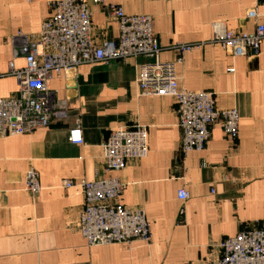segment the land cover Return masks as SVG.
Listing matches in <instances>:
<instances>
[{
    "label": "crops",
    "instance_id": "obj_1",
    "mask_svg": "<svg viewBox=\"0 0 264 264\" xmlns=\"http://www.w3.org/2000/svg\"><path fill=\"white\" fill-rule=\"evenodd\" d=\"M52 1L0 0L1 98L16 95L8 63L24 66L28 44L38 39ZM87 3L98 42L119 35L106 6L149 15L161 62L176 60L171 45L209 40L214 23L241 32L264 24V0ZM251 10L255 18L247 17ZM146 61L86 64L53 74L47 85L65 105L66 117L31 134L0 138V264H198L218 256L221 240L245 227L264 226V43L252 56H233L206 43L182 54L178 87L211 92L218 110L235 108L240 116L235 139L215 123L205 149L183 155L174 99L139 94L138 66ZM76 122L81 145L68 141ZM134 124L146 129L148 153L116 173L125 184L119 202L144 210L149 243L89 247L76 229L83 195L63 183L105 177L103 142L112 130ZM31 168L42 188L36 199L24 186ZM182 187L189 193L184 203L177 199Z\"/></svg>",
    "mask_w": 264,
    "mask_h": 264
},
{
    "label": "built area",
    "instance_id": "obj_2",
    "mask_svg": "<svg viewBox=\"0 0 264 264\" xmlns=\"http://www.w3.org/2000/svg\"><path fill=\"white\" fill-rule=\"evenodd\" d=\"M92 1L102 3V0ZM105 11L117 22L119 35L117 40L98 42L91 35L87 0L50 2L49 15L40 26L38 39L28 44L24 66L16 68L13 62L8 63L6 75L14 77L17 92L10 98L0 97V138L31 134L66 117L65 105L47 85L53 74H67L81 65L124 62L138 57L147 60L138 66L136 85L139 94L171 97L176 102L181 133L179 152L182 155L204 150L210 127L215 123L231 139L237 137L239 112L235 108L218 110L211 92L179 88L177 65L181 64L184 52L205 43L219 46L237 57L257 55L264 43L263 23L256 24L251 32L230 30L223 23H214L209 40L171 45L168 48L177 52L176 60L161 62L162 48L149 15H129L117 5L106 6ZM247 17L255 18L256 11H249ZM68 141L76 145L83 143L79 122L69 129ZM102 149L105 177L77 183L65 180L63 183L65 189L78 187L83 195L84 206L78 213L76 229L89 247L136 241L147 244L150 226L145 212L126 208L119 202L125 184L116 176L127 163L146 157V129L134 124L112 130ZM24 186L33 199L40 194L39 175L33 168L25 172ZM188 198L189 193L184 187L177 191L180 202L184 203ZM216 249V258L198 264H264V226L245 227L235 236L221 240Z\"/></svg>",
    "mask_w": 264,
    "mask_h": 264
}]
</instances>
